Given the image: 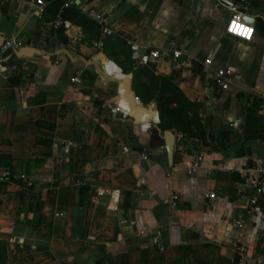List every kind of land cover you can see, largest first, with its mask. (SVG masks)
Listing matches in <instances>:
<instances>
[{"label":"crops","instance_id":"0c3cea01","mask_svg":"<svg viewBox=\"0 0 264 264\" xmlns=\"http://www.w3.org/2000/svg\"><path fill=\"white\" fill-rule=\"evenodd\" d=\"M237 1L254 26L251 41L227 34L232 12L218 0H81L139 47L137 63L153 62L203 103L206 140L175 142L171 164L156 103L132 107L144 121L124 114L122 85L132 74L102 41H87L92 34L74 23L43 22L35 0H0V42H30L29 55L8 50L0 69V154L13 156L15 176L29 175L34 195L20 213L22 186L6 184L0 169L9 264H264V192L262 212L250 208L253 182L264 187V0ZM219 68L234 73L226 88ZM82 183L92 188L83 210Z\"/></svg>","mask_w":264,"mask_h":264},{"label":"trees","instance_id":"16d2710c","mask_svg":"<svg viewBox=\"0 0 264 264\" xmlns=\"http://www.w3.org/2000/svg\"><path fill=\"white\" fill-rule=\"evenodd\" d=\"M47 6L41 19L43 22L55 21L58 17L69 20L71 23L79 25L84 32L91 33V37L86 36V40L91 42L92 38L102 41L103 51L114 60L123 73L132 74V88L136 96L144 105L155 102L159 113V123L157 126L163 133L172 130L176 133H183L190 137L206 140V127L202 117L203 103L190 99L185 92L168 75L159 73L153 62L137 63L133 58L132 47L120 36L111 39V36H103L101 26L84 12L80 4H68V0H46ZM64 31L63 28L59 29ZM61 36L63 34L61 33ZM109 37V38H106ZM112 45L117 48L114 54H111L106 46ZM119 54L124 55V60L119 58ZM11 79L16 81V77L11 75ZM40 124H47L40 122ZM52 125V124H47ZM53 126V125H52ZM13 156L11 154H0V169L8 172L6 175V184L8 181H15L22 186V211H26L33 205V186L29 175L17 177L12 170ZM30 182V183H29ZM92 188L84 183L80 187L79 209L83 210L86 197ZM0 264H9L8 241L0 238Z\"/></svg>","mask_w":264,"mask_h":264},{"label":"built area","instance_id":"2783aa9c","mask_svg":"<svg viewBox=\"0 0 264 264\" xmlns=\"http://www.w3.org/2000/svg\"><path fill=\"white\" fill-rule=\"evenodd\" d=\"M73 3L81 4V0H68L66 5L73 4ZM218 3L227 7L232 12L230 20L225 27V31L227 32V34L234 36V37H237V38L244 39L246 41H251L253 38L255 29H254L253 25L247 23L244 20V13L241 10L240 1H237V0H218ZM46 6H47L46 0H35V13L39 17H41L43 15V12L46 9ZM87 14L102 27L103 34L105 36H111V35L115 34L114 31L106 24V17L104 15V13H101V12H98L96 10L91 9L88 11ZM53 25L55 27H63L65 29H68L72 26V23L69 20H64L61 17H58L55 21H53ZM22 45H23V42L16 37H11V38L5 39L2 43H0V69L4 63L6 52L8 50H11V49H19ZM132 48H133V50L139 49V47L137 45H134ZM159 55H160V53L158 50H153L151 52L152 57H159ZM142 61H144V62L149 61L148 56L145 55L142 58ZM212 63H213V58L208 57L206 59V65L211 66ZM17 70H18L17 64L12 65L10 68V72L12 74L17 72ZM4 71H6V68H4ZM233 74H234L233 71L229 68H219L216 71L217 79L223 88H226L228 86V82H230ZM136 99L140 100L137 96H136ZM124 114L126 115L127 112L124 111ZM128 114H130V113H128ZM187 138L188 137L186 134L176 133L175 142L179 146H184ZM74 146H76V142L73 140H70L65 144L64 148L68 152L71 149V147H74ZM125 150H127L126 147H125ZM202 161H203V153H200L196 157V159L188 165V168H187L188 173L191 175L193 173H195L196 168L198 166H200ZM261 168L264 169V164L262 165ZM6 174H8V172H6ZM253 183H254V187H253V194L250 197V208H251V211H253V212L261 213L263 208L260 204V197L264 192V187H263V185H261L260 181H258V180L254 181ZM214 195H215L214 193L210 194L211 197ZM177 198L178 197L176 195L173 196L174 200H173L172 204L174 206L177 204ZM236 222L239 226L243 225L242 220H237ZM162 249H164V247H162Z\"/></svg>","mask_w":264,"mask_h":264},{"label":"water","instance_id":"95a60500","mask_svg":"<svg viewBox=\"0 0 264 264\" xmlns=\"http://www.w3.org/2000/svg\"><path fill=\"white\" fill-rule=\"evenodd\" d=\"M245 19H247V18L245 17ZM247 20H249V19H247ZM0 43H2V42H0ZM29 48H30V42H28L26 46L21 47V49L18 52L19 55H29L28 54ZM131 82L132 81L130 78L128 79V82L125 81L122 85V91H121L122 100H123L122 101L123 108H127V109H131L137 103L136 94L133 92V90L131 88ZM126 95H128V99L125 98ZM132 115H134V114H132ZM175 138H176L175 132L172 130H167L163 134L164 145H165V148L167 150L171 164L173 163V157H174Z\"/></svg>","mask_w":264,"mask_h":264},{"label":"bare ground","instance_id":"6f19581e","mask_svg":"<svg viewBox=\"0 0 264 264\" xmlns=\"http://www.w3.org/2000/svg\"><path fill=\"white\" fill-rule=\"evenodd\" d=\"M136 101L138 102V103H140V100H137L136 99ZM126 109L127 108H124V110L126 111ZM128 111H131V114H134L135 115V117L138 119V120H141V121H144V117H143V115H142V113L141 112H139L138 110H135V109H127ZM128 111H126L127 113H130V112H128Z\"/></svg>","mask_w":264,"mask_h":264}]
</instances>
